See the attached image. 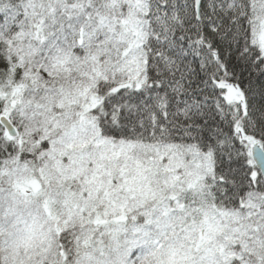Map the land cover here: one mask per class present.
<instances>
[{"label":"snow or ice","instance_id":"1","mask_svg":"<svg viewBox=\"0 0 264 264\" xmlns=\"http://www.w3.org/2000/svg\"><path fill=\"white\" fill-rule=\"evenodd\" d=\"M0 264H264V0H0Z\"/></svg>","mask_w":264,"mask_h":264}]
</instances>
